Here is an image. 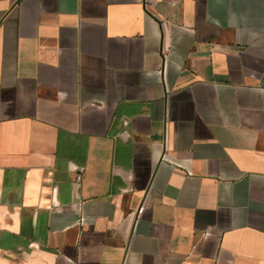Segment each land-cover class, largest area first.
<instances>
[{
  "label": "crops",
  "instance_id": "crops-1",
  "mask_svg": "<svg viewBox=\"0 0 264 264\" xmlns=\"http://www.w3.org/2000/svg\"><path fill=\"white\" fill-rule=\"evenodd\" d=\"M0 264H264V0H0Z\"/></svg>",
  "mask_w": 264,
  "mask_h": 264
},
{
  "label": "built area",
  "instance_id": "built-area-1",
  "mask_svg": "<svg viewBox=\"0 0 264 264\" xmlns=\"http://www.w3.org/2000/svg\"><path fill=\"white\" fill-rule=\"evenodd\" d=\"M80 180H81V174H78L77 175V182H80Z\"/></svg>",
  "mask_w": 264,
  "mask_h": 264
}]
</instances>
